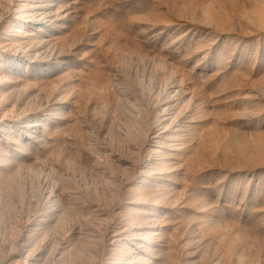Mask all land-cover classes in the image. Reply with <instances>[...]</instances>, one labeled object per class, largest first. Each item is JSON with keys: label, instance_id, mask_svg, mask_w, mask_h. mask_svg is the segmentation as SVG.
Instances as JSON below:
<instances>
[{"label": "rangeland", "instance_id": "1", "mask_svg": "<svg viewBox=\"0 0 264 264\" xmlns=\"http://www.w3.org/2000/svg\"><path fill=\"white\" fill-rule=\"evenodd\" d=\"M0 264H264V0H0Z\"/></svg>", "mask_w": 264, "mask_h": 264}]
</instances>
